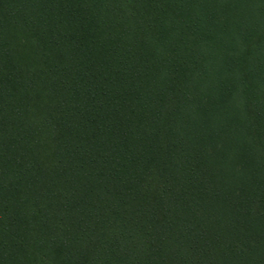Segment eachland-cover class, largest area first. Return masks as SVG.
Listing matches in <instances>:
<instances>
[{
    "label": "trees",
    "instance_id": "trees-1",
    "mask_svg": "<svg viewBox=\"0 0 264 264\" xmlns=\"http://www.w3.org/2000/svg\"><path fill=\"white\" fill-rule=\"evenodd\" d=\"M0 264H264V0H0Z\"/></svg>",
    "mask_w": 264,
    "mask_h": 264
}]
</instances>
